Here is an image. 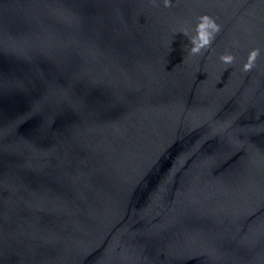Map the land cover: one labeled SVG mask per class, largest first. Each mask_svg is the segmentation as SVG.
Listing matches in <instances>:
<instances>
[{"label": "water", "instance_id": "95a60500", "mask_svg": "<svg viewBox=\"0 0 264 264\" xmlns=\"http://www.w3.org/2000/svg\"><path fill=\"white\" fill-rule=\"evenodd\" d=\"M0 264H264V0H0Z\"/></svg>", "mask_w": 264, "mask_h": 264}, {"label": "clouds", "instance_id": "9594fccd", "mask_svg": "<svg viewBox=\"0 0 264 264\" xmlns=\"http://www.w3.org/2000/svg\"><path fill=\"white\" fill-rule=\"evenodd\" d=\"M167 2H168V0H165V4L167 5ZM199 51V49L198 48H194L193 49V52L195 53V52H198Z\"/></svg>", "mask_w": 264, "mask_h": 264}]
</instances>
